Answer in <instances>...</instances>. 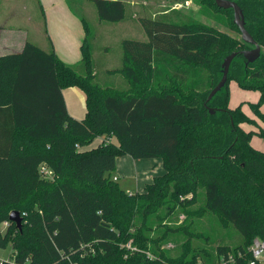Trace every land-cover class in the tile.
<instances>
[{
    "label": "trees",
    "instance_id": "obj_1",
    "mask_svg": "<svg viewBox=\"0 0 264 264\" xmlns=\"http://www.w3.org/2000/svg\"><path fill=\"white\" fill-rule=\"evenodd\" d=\"M234 1L264 46V0ZM93 2L101 20H124L126 1ZM207 6L198 13L211 10L217 22L226 13L240 32L233 9L215 0ZM139 20L146 39L122 41L119 70L131 82L127 91L95 82L89 34L83 75L53 47L31 40L0 55V222L14 210L26 222L23 230L10 219L5 231L0 227V248L11 245L13 253L1 264H198L199 258L250 264L254 258L253 240L264 237V150L251 143L255 134L264 138V52L249 62L242 51L254 46L242 36L178 11ZM233 52L226 84L209 99ZM232 80L261 92L249 103L253 115L241 104L229 106ZM71 86L86 93L81 119L67 110L63 89ZM124 155L159 157L165 172L143 191H128L116 175ZM217 223L233 224L241 241L217 244L215 255L191 252L193 239L213 241ZM179 232L186 238L174 256L163 246ZM129 241L140 251L122 246Z\"/></svg>",
    "mask_w": 264,
    "mask_h": 264
},
{
    "label": "rangeland",
    "instance_id": "obj_2",
    "mask_svg": "<svg viewBox=\"0 0 264 264\" xmlns=\"http://www.w3.org/2000/svg\"><path fill=\"white\" fill-rule=\"evenodd\" d=\"M126 1L127 8L125 18L121 22L112 23L101 20L95 3L93 0H70L72 8L81 16L86 18L89 23L90 33L89 41L92 47V58L95 68V82L101 86L109 89H114L117 91H127L131 88L130 81L119 71L123 64V47L122 41L124 39H135V40H145L146 32L142 25L140 24L141 17H158L162 15V12L170 10L168 14H173V12H180L186 16L198 18L199 20L209 23L213 26L218 27L227 34L241 39V33L232 27L230 23V17L228 14L223 13L219 15L220 21L217 22L215 18L211 16V10H205L204 12L208 15H200L198 13L202 7L207 6L211 0H192L190 5H186V0H124ZM133 1V2H132ZM201 2V3H200ZM182 4L184 8H177L173 10L172 7ZM202 7L200 8V5ZM212 4V2H211ZM21 5H26L30 11L33 18L37 19L39 14V4L37 0H10L8 7L18 8ZM6 8V10L8 9ZM211 8L212 5H210ZM181 9V10H179ZM134 11H138L137 17ZM202 11V10H201ZM33 34L36 37L39 34L37 30H33ZM41 36V35H40ZM48 40H46V43ZM36 43V42H35ZM39 43V44H38ZM39 46H44V49L50 50V43L47 46L45 43L38 42ZM262 51L264 52V46L261 45ZM43 48V47H42ZM75 70L79 74H85V65L73 64ZM230 88V98L229 106L236 107L241 104L242 108L246 110L247 113L251 114L249 102H257L260 98L261 92L256 89H247L236 81L232 80L229 83ZM247 100V101H246ZM264 110V104H263ZM161 166L162 164L159 163ZM119 175V174H118ZM119 183L124 188H134L135 176H122L119 175ZM38 205V204H37ZM36 205V206H37ZM24 216H27L26 211L23 212ZM180 220L184 219V215L179 216ZM22 230L25 227L26 222L23 220ZM9 219H5L0 222V227L2 231H5L9 226ZM16 223H12L15 227ZM213 241H207L204 238L193 239L191 245V252L195 250L196 252L202 250H209L211 254H216V245L219 243L228 244L234 246L239 243L242 239L241 233L234 227L233 224L228 226H221L219 223L213 224ZM16 231H11V235H15ZM186 236L179 232L172 236L171 242L165 244L163 247L169 249L170 254L178 255L181 251V242L184 241ZM0 257L11 258L13 257L11 245L6 248H0ZM198 264H202V259H197ZM260 261L264 264V253L260 257Z\"/></svg>",
    "mask_w": 264,
    "mask_h": 264
},
{
    "label": "crops",
    "instance_id": "obj_3",
    "mask_svg": "<svg viewBox=\"0 0 264 264\" xmlns=\"http://www.w3.org/2000/svg\"><path fill=\"white\" fill-rule=\"evenodd\" d=\"M37 2L39 14L35 19L26 5L18 6V8L8 7L10 0H0V55L20 51L25 42L31 40L36 43H45L47 46L49 42L58 57L67 64L83 63L82 46L86 35L90 33L86 18L72 8L70 0H37ZM177 8H184V6L172 7V9ZM169 11L166 10L162 14ZM134 13L137 17L138 11ZM34 29L41 36L36 37L33 34ZM146 37L147 35L144 38ZM46 40H48L47 43ZM41 47L44 48V46ZM63 95L68 112L75 118H83L87 111L86 93L78 86H71L63 89ZM249 115H253L252 110ZM257 120L261 123L258 118ZM242 126L247 130H257V127L251 124L243 123ZM111 140L118 143L115 137ZM100 141L101 138H97L88 148L96 146ZM251 143L256 148L264 150V138L259 135L255 134ZM159 163L162 165L160 166ZM164 172L163 161L159 157L146 159H134L129 155L117 157L118 178L120 179L119 175L135 176L134 188H125L128 191H143L147 182L151 181L155 175ZM260 263L263 264L261 261Z\"/></svg>",
    "mask_w": 264,
    "mask_h": 264
},
{
    "label": "water",
    "instance_id": "obj_4",
    "mask_svg": "<svg viewBox=\"0 0 264 264\" xmlns=\"http://www.w3.org/2000/svg\"><path fill=\"white\" fill-rule=\"evenodd\" d=\"M217 5L221 8L225 9H233L234 13V23L239 27L242 39L253 45L254 47L251 49H246L242 51V54L247 58L249 62L255 61L260 55L262 51L261 45L254 39V37L250 34V32L247 30L245 26V17L243 10L239 6V4L234 0H215ZM237 55V52H233L229 54L223 62V70H222V77L220 81L217 83V85L212 89V91L209 94V99H211L219 90L222 89V87L226 84L228 80V74L229 69L231 66V62L234 59V57ZM211 112H214V109H210ZM9 219L16 223V226L19 229H22L23 225V216L20 214L19 211H12L10 213Z\"/></svg>",
    "mask_w": 264,
    "mask_h": 264
},
{
    "label": "built area",
    "instance_id": "obj_5",
    "mask_svg": "<svg viewBox=\"0 0 264 264\" xmlns=\"http://www.w3.org/2000/svg\"><path fill=\"white\" fill-rule=\"evenodd\" d=\"M186 5H190V1H186L185 2ZM177 5V6H181ZM43 170L46 171V169L43 167ZM115 179H117V177H114ZM122 246H126L127 248L131 249L132 251H140V249L137 246L132 245V241L127 242L126 244H123ZM250 251L253 255V259L250 261V264H255L256 260L260 261V257L261 255L264 253V237H256L253 240V243L250 247ZM148 256L153 258V255L150 252H147ZM5 258L0 257V264L2 263V261H4ZM11 264H18L15 261H12ZM76 264V263H73Z\"/></svg>",
    "mask_w": 264,
    "mask_h": 264
}]
</instances>
